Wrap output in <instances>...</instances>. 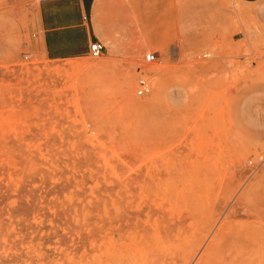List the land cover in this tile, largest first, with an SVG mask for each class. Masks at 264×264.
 Listing matches in <instances>:
<instances>
[{
  "label": "rangeland",
  "instance_id": "rangeland-1",
  "mask_svg": "<svg viewBox=\"0 0 264 264\" xmlns=\"http://www.w3.org/2000/svg\"><path fill=\"white\" fill-rule=\"evenodd\" d=\"M38 2L0 0V264H264V2L130 0L125 52L63 61Z\"/></svg>",
  "mask_w": 264,
  "mask_h": 264
},
{
  "label": "crops",
  "instance_id": "crops-1",
  "mask_svg": "<svg viewBox=\"0 0 264 264\" xmlns=\"http://www.w3.org/2000/svg\"><path fill=\"white\" fill-rule=\"evenodd\" d=\"M241 2L252 6L264 0ZM140 21L138 35L145 40V22ZM130 28V0H39L33 42L51 61L86 57L96 41L105 45L107 55L122 53L129 47ZM148 33L150 42L141 49L162 40L161 32Z\"/></svg>",
  "mask_w": 264,
  "mask_h": 264
},
{
  "label": "built area",
  "instance_id": "built-area-1",
  "mask_svg": "<svg viewBox=\"0 0 264 264\" xmlns=\"http://www.w3.org/2000/svg\"><path fill=\"white\" fill-rule=\"evenodd\" d=\"M105 45L99 41L93 42L90 44L89 47V57L97 60L100 59L104 53H105ZM158 60V56L154 52H150L146 54L144 57V61L146 64H152ZM145 74V73H144ZM152 91L151 84L149 83L148 79L146 76H143L138 80L137 83V89H136V94L138 97H145L148 96ZM264 162V158L261 156L258 159L257 163H254L252 160L249 162V164L252 166V168H256L260 165H262Z\"/></svg>",
  "mask_w": 264,
  "mask_h": 264
},
{
  "label": "bare ground",
  "instance_id": "bare-ground-1",
  "mask_svg": "<svg viewBox=\"0 0 264 264\" xmlns=\"http://www.w3.org/2000/svg\"><path fill=\"white\" fill-rule=\"evenodd\" d=\"M127 208H128V207H127ZM149 208H150V207H149ZM123 210H124V209H123ZM125 210H126V209H125ZM130 213H131V212H130ZM130 213H129V214H130ZM108 214H109V213H108ZM127 214H128V213H127ZM129 214H128V215H129ZM135 214H136V213H135ZM112 215H113V214H112ZM120 215H121V214H120ZM129 216H130V215H129ZM165 216H166V215H165ZM127 217H128V216H127ZM112 219H113V218H112ZM132 219H133V217H132ZM113 222H114V221H113ZM115 222H116V221H115ZM115 222H114V223H115ZM127 223H128V221H127ZM116 224H117V223H116ZM114 225H115V224H111V226H113V228H115ZM122 225H123V224H122ZM122 225H121V226H122ZM116 226H117V225H116ZM125 226H126V225H125ZM138 227H139V226H138ZM113 228H112V229H113ZM128 228H129V227H128ZM112 229H111V230H112ZM116 229H117V227H116ZM121 229H124V227L121 228ZM125 229H126V227H125ZM93 230H95V229H93ZM117 230H120V229H117ZM120 231H122V230H120ZM123 232H124V231H123ZM145 232H146V231H145ZM148 232H149V231H148ZM97 233H98V232H97ZM103 234H104V233H103ZM113 234H114V233H113ZM163 234H164V233H163ZM80 235H82V234H80ZM96 235H98V234H96ZM148 235H149V233H148ZM82 236H83V235H82ZM107 236H108V235H107ZM111 236H112V235H111ZM119 236H120V235H119ZM97 237H98V236H97ZM109 237H110V236H109ZM162 237H163V235H162ZM107 239H108V238H107ZM169 239H170V238H169ZM116 240H117V239H115L114 241H116ZM121 240H122V239H121ZM96 241H97V240H96ZM117 241H118V240H117ZM97 242H98V241H97ZM99 242H100V241H99ZM122 242H123V241H122ZM62 244H64V243H62ZM69 244H70V243H69ZM150 244H151V243H150ZM125 246H126V245H125ZM62 247H63V246H62ZM66 247H67V246H66ZM72 247H73V246H72ZM119 247H120V245H119ZM105 248H106V247H105ZM80 249H81V248H80ZM102 249H103V248H102ZM67 250H68V249H67ZM75 250H76V249H74V251H75ZM114 250H115V249H114ZM70 251H71V250H70ZM91 251H92V250H90V253H91ZM117 251H118V250H117ZM74 253H75V252H74ZM110 253H111V252H110ZM148 254H149V253H148ZM70 255H71V253H70ZM58 256H59V255H58ZM54 258H55V257H54ZM56 258H57V257H56ZM89 258H90V257H89ZM99 258H100V257H99ZM62 259H63V257H62ZM72 260H73V259H72ZM100 260H103V259H100ZM61 261H62V260H61ZM65 261H66V260H65ZM74 261H75V260H74ZM76 261H77V260H76ZM81 261H85V259H84V260H81ZM81 261H80V262H81ZM104 261H105V260H104ZM159 261H160V259H159ZM91 262H92V261H91ZM121 262H122V261H120V263H121ZM63 263H64V262H63ZM72 263H73V261H72ZM77 263H78V261H77ZM81 263H82V262H81ZM69 264H70V263H69ZM97 264H98V263H97ZM105 264H106V263H105ZM111 264H112V263H111ZM113 264H114V263H113Z\"/></svg>",
  "mask_w": 264,
  "mask_h": 264
}]
</instances>
